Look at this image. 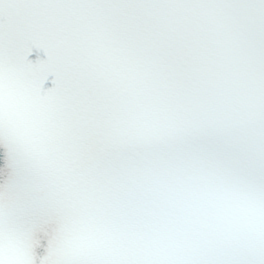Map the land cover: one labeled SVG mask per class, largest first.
Instances as JSON below:
<instances>
[{
  "label": "snow or ice",
  "instance_id": "snow-or-ice-1",
  "mask_svg": "<svg viewBox=\"0 0 264 264\" xmlns=\"http://www.w3.org/2000/svg\"><path fill=\"white\" fill-rule=\"evenodd\" d=\"M0 264H264V0H0Z\"/></svg>",
  "mask_w": 264,
  "mask_h": 264
}]
</instances>
